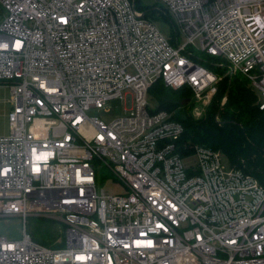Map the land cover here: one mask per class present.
I'll list each match as a JSON object with an SVG mask.
<instances>
[{
    "label": "built area",
    "instance_id": "built-area-1",
    "mask_svg": "<svg viewBox=\"0 0 264 264\" xmlns=\"http://www.w3.org/2000/svg\"><path fill=\"white\" fill-rule=\"evenodd\" d=\"M156 1L176 39L137 0H0V84L11 90L0 217L25 227L18 241L0 235V264H264V186L184 141L149 95L159 81L187 87L200 116L224 76L195 49L246 78L264 110V0ZM113 100L124 116H88ZM98 169L125 193L98 191ZM35 214L65 224L63 247L27 233Z\"/></svg>",
    "mask_w": 264,
    "mask_h": 264
},
{
    "label": "trees",
    "instance_id": "trees-1",
    "mask_svg": "<svg viewBox=\"0 0 264 264\" xmlns=\"http://www.w3.org/2000/svg\"><path fill=\"white\" fill-rule=\"evenodd\" d=\"M203 65L224 77L202 122L196 124L180 115L174 116L185 127L183 140L221 152L231 167L242 169L264 186V110L257 103L256 92L246 78L240 75L231 77L226 68H216L210 61L203 62ZM190 92L187 87L167 88L159 81L150 89L149 95L157 111L174 112L188 102ZM225 97L226 102L221 106Z\"/></svg>",
    "mask_w": 264,
    "mask_h": 264
},
{
    "label": "rangeland",
    "instance_id": "rangeland-1",
    "mask_svg": "<svg viewBox=\"0 0 264 264\" xmlns=\"http://www.w3.org/2000/svg\"><path fill=\"white\" fill-rule=\"evenodd\" d=\"M138 4L148 12V16L156 24L161 33L168 39H176V30L173 22V18L168 13L166 7L156 0H137ZM5 11L0 5V22L3 19ZM178 42L182 44L184 38L181 34L178 36ZM197 53L198 61L202 64V61H210L211 63L220 66L225 65V61L222 58L208 57L206 54L201 53L194 49ZM11 90L8 86L0 84V136L9 135V123L7 119V113L10 110V105L7 104L9 100ZM190 99L186 104L180 106L172 113L180 115L182 119L191 120L194 123L202 122L209 110V107L204 109V112L199 116L194 109L198 104L193 99V94L190 92ZM111 108L110 113L100 109H92L88 112L89 117H99L105 121H110L114 118H118L125 115V102L122 100H113L109 103ZM202 112V110H201ZM223 163L226 168H230V162L228 158L224 157ZM104 190L108 194L116 195L125 193L123 186L115 180V177L107 169L97 170V190ZM24 224L21 218H7L0 217V235L7 238L9 241H18L23 237ZM26 231L33 238L34 241L44 245L42 241H46L44 246L52 248V246L59 245L56 248H61L65 245V224L55 214H35L27 218Z\"/></svg>",
    "mask_w": 264,
    "mask_h": 264
},
{
    "label": "water",
    "instance_id": "water-1",
    "mask_svg": "<svg viewBox=\"0 0 264 264\" xmlns=\"http://www.w3.org/2000/svg\"><path fill=\"white\" fill-rule=\"evenodd\" d=\"M229 95V90L227 91V93H226V97Z\"/></svg>",
    "mask_w": 264,
    "mask_h": 264
}]
</instances>
